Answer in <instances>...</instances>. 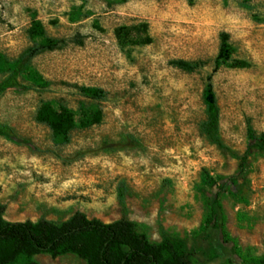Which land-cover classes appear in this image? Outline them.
<instances>
[{
    "label": "rangeland",
    "instance_id": "obj_1",
    "mask_svg": "<svg viewBox=\"0 0 264 264\" xmlns=\"http://www.w3.org/2000/svg\"><path fill=\"white\" fill-rule=\"evenodd\" d=\"M40 22L43 36L29 29ZM227 36L230 60L213 74L219 139L202 132L203 95ZM58 48L34 58L19 89L0 95V205L10 223L55 224L76 212L111 224L126 218L136 234L192 252V264H251L264 255V154L249 161L239 203L223 195L232 242L195 241L207 214L202 172L236 173L247 126L264 135V0H0V83L29 47ZM203 63L194 73L172 61ZM69 111L75 130L56 141L36 123L43 104ZM99 119V121H97ZM230 151V152H229ZM235 192V190L233 191ZM223 258L209 261L214 254ZM37 264H87L73 254L32 257Z\"/></svg>",
    "mask_w": 264,
    "mask_h": 264
},
{
    "label": "trees",
    "instance_id": "obj_2",
    "mask_svg": "<svg viewBox=\"0 0 264 264\" xmlns=\"http://www.w3.org/2000/svg\"><path fill=\"white\" fill-rule=\"evenodd\" d=\"M32 38L43 36L45 30L40 22H34L29 29ZM227 36H223L220 53L212 75L207 78L203 95L206 120L202 132L210 143L217 148L226 150L219 139L220 112L213 89L212 78L220 65L230 60ZM59 42L49 41L41 46L27 48L12 67L7 78L0 83V95L8 90L19 89V78L25 67L36 57L52 52L58 48ZM203 63H190L182 60L170 63L174 68L192 74ZM36 123L45 126L56 141L66 140L75 130L73 116L63 109L56 111L52 105H41L35 115ZM99 121V119H97ZM0 136L14 139L8 126L0 125ZM248 145L241 156L230 154L237 159L238 168L234 175L212 177L207 171L202 172L201 185L198 192L204 197L207 214L199 229L192 233L194 240L215 242L219 249L232 239L225 230V216L220 203L223 195H230L241 203L243 193L247 189V173L249 161L257 153L264 154V135H257L251 126H247ZM235 190V192H233ZM118 204L122 218L111 224H103L89 220L84 213L76 212L68 221L55 224L45 218L36 223L30 221L10 223L3 219L5 207L0 205V264H37L31 259L37 255H49L52 259L65 254H73L87 264H192V252L185 248H176L168 239L163 228H160L162 242L150 243L140 238L135 232V224L126 218V188L118 187ZM214 254L208 259L213 261L223 258L222 253ZM251 264H264V255L252 259Z\"/></svg>",
    "mask_w": 264,
    "mask_h": 264
}]
</instances>
